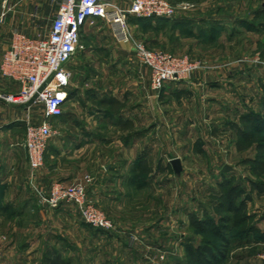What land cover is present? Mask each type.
Here are the masks:
<instances>
[{
	"label": "rangeland",
	"instance_id": "obj_1",
	"mask_svg": "<svg viewBox=\"0 0 264 264\" xmlns=\"http://www.w3.org/2000/svg\"><path fill=\"white\" fill-rule=\"evenodd\" d=\"M167 1L174 8L173 16L184 15L192 17V20L182 26L167 24L164 28L153 29L142 25L137 21L139 17L130 14L127 18L130 33L149 49L181 58L187 57L191 62L198 63V67L188 78L192 75H209L217 79L220 83L217 91L220 103L216 117L222 122L221 127L215 131L206 127L205 119L199 115L195 122L191 120L189 124H178L177 117L182 115L185 118L186 112L198 110L203 104V98L194 96L177 101L174 97H159L161 113L165 107L172 110L174 115L171 125L183 126L179 129L171 127L169 131L160 126L157 131L159 138L165 132L171 133L172 138L169 134L168 145H161L159 155L177 158L179 171L173 173L169 169V174L158 176L160 188L156 197L157 204L155 201L152 204L153 212L146 210L151 203L147 202L141 192L135 194L133 199L136 201L126 204L127 212H124L130 215L129 223L132 224L145 226L156 221L158 228L162 226L158 230H166L169 225V231L174 226L171 236L165 237V231L166 234H156L158 240L150 243L143 231L140 234L142 238L130 231L127 233L126 244L124 241L114 249L111 236L116 240V233L95 228L92 236L81 222H64L65 218L55 212L64 205L52 209L46 204L38 203L36 191L32 188L35 199L32 194L29 195L31 207L28 211L17 209L13 214L0 213V264H39L44 251L43 245L63 244L64 240L60 238L67 240L70 246H76L77 251L72 252L71 258L73 264H128L131 260L137 264H176L178 261L186 262V243L196 244L206 238L220 241L211 232L200 233L195 230L190 224L189 215L193 213L201 218L205 207L206 212L215 219L218 214L225 213L215 209L212 202L221 175L239 182L246 191L250 189L249 179H259L252 174L250 165L244 162L246 158L256 156L253 145L237 150L236 131L230 123H238L239 115L247 111L261 112L264 109V0ZM188 29H192L193 33L189 34ZM83 32L84 38H90L91 32L95 40H98V36L111 41L107 26L95 19L85 23ZM81 43L84 46L82 40ZM126 44L131 48L130 43ZM131 50L133 52L132 48ZM95 56L101 57L97 53ZM133 58L139 62L134 52ZM41 110V106L34 109L36 117ZM53 124L55 134L56 127ZM106 134L117 136L114 131ZM44 164L45 156L43 166ZM86 177L88 176L74 182ZM31 183L32 187L44 191L52 184L44 185L34 179ZM251 196L245 209L250 215L248 221L240 227H231L225 234L230 242L227 246V259L223 264H255L258 262L255 257L264 255V246L258 244L253 237L243 242L233 239L237 238L238 230L254 223V219L264 217V194L257 195L253 191ZM91 201L113 221L93 199ZM124 212L122 210L120 215ZM75 218L80 219L77 216ZM259 225L264 230V223ZM136 228L142 227L137 225ZM261 229L259 231L263 232ZM13 244V252H9L7 257L6 248ZM20 245H25L26 249L21 251Z\"/></svg>",
	"mask_w": 264,
	"mask_h": 264
},
{
	"label": "crops",
	"instance_id": "obj_2",
	"mask_svg": "<svg viewBox=\"0 0 264 264\" xmlns=\"http://www.w3.org/2000/svg\"><path fill=\"white\" fill-rule=\"evenodd\" d=\"M62 1L11 0L9 3H3L1 0L0 60L10 45L14 31L30 37L45 36ZM108 1L122 8L129 7L128 0ZM168 19L171 26H182L189 23L192 17L175 15ZM95 20L107 26L102 19ZM107 30L111 35L108 26ZM83 31L84 26L80 35L85 44L67 65L72 76L67 87L68 98L63 106V113L50 119L51 125L55 124L57 135L54 134L48 141L44 155L45 164L39 169L34 180L44 185L54 181L68 184L88 176L90 179L87 182L88 196L113 218L116 226V231H111L117 234L116 240L111 236L114 249L124 241L126 244L127 233L130 231L136 232L140 238L143 237L140 235L143 231L150 243L158 240L156 234L167 233L165 237L168 238L174 226L170 231L169 225L166 226V230H158L162 226L158 228L155 225L156 221H153L145 226L136 223L142 227L137 229L136 224L129 223L130 215L124 212L126 204L136 201L133 198L139 192L151 203L150 208L146 207V210L153 212L152 204L154 201L157 204L156 197L160 188L158 176L163 173L169 174V169L173 173L177 172L171 165L172 157L164 158L159 155L161 145L165 143L168 145L171 133L165 132V135L159 138L157 131L160 126L165 131H169L171 127L179 129L183 126L171 125L174 114L165 107L166 104L163 105L165 109L161 113L159 97H174L178 101L200 96L203 98V106L201 105L198 110L186 112L185 118L179 115L177 122L189 124L191 120L195 122L196 116L199 115L205 119L206 127L215 131L222 125L216 117L219 112L217 91L220 83L209 75H192L180 82H166L156 93L149 87L148 68L133 58V52L126 43L116 42L112 35L111 41L98 36V40H95L91 32L90 38H84ZM80 52L82 53L78 55ZM96 53L101 57H96ZM18 90L17 82L0 74V94ZM36 107L7 103L0 98L1 214L4 212L13 214L17 209L28 211L31 207L30 166L22 142L26 117H32L34 123L44 119L42 110L36 117L34 113ZM109 131H114L117 136H107L106 133ZM223 175L218 184L222 182ZM122 210L124 214L120 215ZM204 210L206 212V207ZM55 212L65 218L64 222H81L93 236L95 228L82 221L74 205H64ZM75 215L80 219L75 220ZM262 223L264 217H258L254 219L253 224L261 229L259 224ZM60 239L64 240L63 244L43 245L44 251L39 264H43L44 257L54 254L73 264L71 258L72 252L77 251L76 246H70L64 238ZM258 244L264 246V240ZM13 247L14 244L6 248L7 257L9 252H13ZM19 249L23 251L26 247L20 245ZM255 258L258 259L255 264H264V255ZM128 264L137 263L131 260Z\"/></svg>",
	"mask_w": 264,
	"mask_h": 264
},
{
	"label": "built area",
	"instance_id": "obj_3",
	"mask_svg": "<svg viewBox=\"0 0 264 264\" xmlns=\"http://www.w3.org/2000/svg\"><path fill=\"white\" fill-rule=\"evenodd\" d=\"M9 3L11 0H2ZM129 7L122 8L108 0H63L51 20L45 36L30 37L14 31L9 47L0 60V74L19 84V90L0 94L7 103L24 104L32 97L31 106H41L44 119L34 123L32 117L24 120L22 147L26 151L31 182L43 166L48 141L54 134L51 118L63 113L68 98L67 87L71 79L68 63L83 48L81 30L90 20L102 19L118 43H130L138 61L149 70V83L153 91L162 89L166 82L188 79L198 67L187 57L149 49L131 33L127 17H166L174 15V8L167 0H128ZM29 108V107H28ZM90 179L71 184L56 181L47 191L35 189L38 203L55 209L74 205L80 218L88 226L105 231H116L114 222L91 201L87 193Z\"/></svg>",
	"mask_w": 264,
	"mask_h": 264
},
{
	"label": "trees",
	"instance_id": "obj_4",
	"mask_svg": "<svg viewBox=\"0 0 264 264\" xmlns=\"http://www.w3.org/2000/svg\"><path fill=\"white\" fill-rule=\"evenodd\" d=\"M137 21L153 29L164 28L167 24L171 25L166 17H139ZM187 31L189 34L193 33L192 29ZM230 126L236 131L237 150H243L249 145H253L256 156L246 158L244 162L250 165L252 174L259 179L257 181L249 179L250 189L246 191L243 185L233 181L231 177H223L222 182L218 184L212 202L215 209L219 212L223 211L227 215L218 214L217 219L207 212L201 218H197L193 213L189 215L190 224L195 230L200 233L211 232L219 237L220 241L206 238L196 244L186 243L184 245L186 262L178 261L176 264H223L227 259V246L230 242L225 234L231 227L235 225L240 227L250 218L245 209L247 202L252 199V192L255 191L257 195L264 194V109L261 112L247 111L239 115L238 123L230 124ZM236 235L237 238L233 239H238V242H243L251 237L257 242L264 240V232H260L253 223L238 230ZM43 264H69V262L61 258L60 255L54 254L44 257Z\"/></svg>",
	"mask_w": 264,
	"mask_h": 264
},
{
	"label": "water",
	"instance_id": "obj_5",
	"mask_svg": "<svg viewBox=\"0 0 264 264\" xmlns=\"http://www.w3.org/2000/svg\"><path fill=\"white\" fill-rule=\"evenodd\" d=\"M33 100H34V97H32L30 100H28L26 103H24L23 106H29L33 102ZM170 162H171L172 167L176 171H178L179 170V167H180L179 160L177 158H174V159H171Z\"/></svg>",
	"mask_w": 264,
	"mask_h": 264
}]
</instances>
